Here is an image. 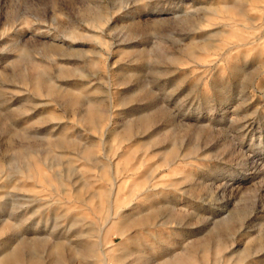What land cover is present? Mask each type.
Returning a JSON list of instances; mask_svg holds the SVG:
<instances>
[{
    "label": "rangeland",
    "instance_id": "rangeland-1",
    "mask_svg": "<svg viewBox=\"0 0 264 264\" xmlns=\"http://www.w3.org/2000/svg\"><path fill=\"white\" fill-rule=\"evenodd\" d=\"M116 212L129 264H264V0H0V260Z\"/></svg>",
    "mask_w": 264,
    "mask_h": 264
},
{
    "label": "bare ground",
    "instance_id": "bare-ground-1",
    "mask_svg": "<svg viewBox=\"0 0 264 264\" xmlns=\"http://www.w3.org/2000/svg\"><path fill=\"white\" fill-rule=\"evenodd\" d=\"M103 218L99 216L97 222L93 226L94 228L89 227L81 233L83 237L82 239L84 241V247L82 248V251L77 253L80 255L83 264H109L111 260H113L117 264H129L125 261L127 254L122 253L115 256L111 255V240L110 238L108 239L106 235L111 228H109V226L113 225L114 222L118 220L117 222L121 223V226L117 230V234L115 236L118 235L119 239L123 242L128 237L127 228H129L132 224H136V222L138 223V221H132L128 224H125L124 222L122 223V221H120L121 214L119 212L109 213ZM149 220L150 216L147 215L143 220H140L139 223H143L144 221L148 222ZM118 245L119 244H116L115 246ZM200 245L201 243L199 242H197L196 244H191L188 249H186L180 256H175L173 259L170 258V260L168 261L165 260L166 262L163 264H192L190 256H192L193 250L198 248ZM23 247L28 246H25L24 242H20L19 246L11 249L9 252L7 251L6 254L4 253L5 255L0 260V264H66V261L68 259H66L68 255H65V253H68L66 252V250H73L72 242L66 236L59 237L57 242L48 247L50 248V254L47 261L42 256H38L36 254H23Z\"/></svg>",
    "mask_w": 264,
    "mask_h": 264
}]
</instances>
